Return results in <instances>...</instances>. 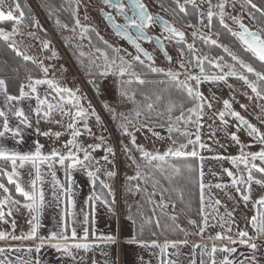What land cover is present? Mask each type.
I'll list each match as a JSON object with an SVG mask.
<instances>
[{
	"label": "snow or ice",
	"instance_id": "1",
	"mask_svg": "<svg viewBox=\"0 0 264 264\" xmlns=\"http://www.w3.org/2000/svg\"><path fill=\"white\" fill-rule=\"evenodd\" d=\"M14 2V8H10L7 12H5L0 6V22L3 21H12V27L11 31H7L4 28L0 27V39H2L5 42L11 41V43H8V47H10L13 51L16 52V54L22 55V53L17 49L15 41L13 40V37L18 34V25L25 19V13L21 10V7L19 3ZM248 3H251V0H247ZM103 3L111 8H114L118 15L124 17L125 23L123 25L117 24L115 22V19L110 14H104V18L108 23L111 25L113 30L115 31V34L122 39H125L128 41L129 44H131L135 50L137 55L132 57V61H126L123 57H120L118 54L114 55L111 59L107 55L106 52L101 50L100 48H96V52L100 54L101 57L104 58V64H105V70L101 73V75H108L110 73H115L120 78H123L125 76L128 77H135V80L143 84L144 80L140 78L139 75H137L132 69H133V61L139 62L140 64H144V60L141 59V56H143L144 59L152 62L153 57L152 55L147 52L144 48L140 46L137 41L143 40L145 42L152 43L154 42L156 46L160 49L161 52L164 53L165 57L171 62V57L168 56L167 52L165 51L164 44L162 42L161 37H151L149 36L145 29L153 26L154 24H159L162 28V36L163 39L173 41L176 44H180L185 39V33L183 31L178 30L175 28L172 24H170L167 20H164L162 17L158 15H152L149 13L146 5L141 2V0H128V11H131L132 15H127V12L125 11V4L121 2V0H103ZM195 3V0H185L184 4L179 3V0H177V7L179 8V11L181 13L186 11L185 4ZM206 3L208 4L207 9V27H212V21L213 17L218 15L220 19V24L223 27H227V25L224 22V15H225V0H219V2L216 5L212 4V0H206ZM0 5H2V0H0ZM161 7L163 8V4H161ZM214 7L219 9V12H214ZM252 7L255 8L256 5L252 4ZM168 9H165L167 11ZM259 10V9H257ZM19 12V16H16L15 13ZM201 19L199 21L200 24H203V16L204 13H201ZM73 16L75 18V12H73ZM233 23L238 25L240 31L238 32H232V35L235 36L240 44L244 47V50L246 52H249L252 54V57H254L256 60L261 62V66L264 67V37H262L259 33L251 31L248 27H246L238 18L233 17ZM254 19V18H253ZM55 23L60 26L61 22L59 19L55 21ZM75 26L81 27L80 21L78 18H75ZM62 27L67 28L68 25L64 24ZM188 27H193V25L189 24ZM135 33V37L130 34V31ZM88 29L84 28L81 36L83 37V33L87 32ZM264 31V30H262ZM167 35H163V34ZM196 33H193V38H196ZM200 39L208 40L211 44H217L216 40H211L210 38H206L201 36ZM105 43H107L105 41ZM219 47H223V50L225 53H228V55L231 56L232 61L234 64H221L219 61H223L224 57H216L214 61H209L211 64V67L213 69H216L217 71L208 73L205 71L204 68V62L207 59V57L201 58L194 54V48L193 45L189 44L187 45L188 52L191 54V60H189V64L191 65L193 61L195 62V66L199 68V74L198 75H192V74H186L185 80H180L179 72L174 71H167L164 72L163 69L153 67L149 65V69L151 73L154 74H163L167 77L171 78L172 80H175L179 85L180 88L178 89L179 92L183 93L186 92L189 97H192V106L188 107L186 110H182L180 112L179 116L172 117L171 113L174 107V101L171 97H169V104L167 111L169 113V125H168V131L169 133L173 131H180L179 128L173 126V119L177 123H182L187 126H193L195 128L194 132H189L187 130L182 131L181 135L187 137L186 143H180L179 147L172 148L169 147L166 151H164L162 154L159 152H150L145 150L141 145L136 143V137L135 135L129 131V126L136 129V131L140 130V127H143L144 125H141L140 127L137 126V123H135L133 120L128 119L127 117H124L123 114H120L122 117V122L120 124V127L122 129V132L126 136H130V143L132 144V147L140 153V159L144 162V166H151L153 169H155L156 172H159L161 174H164L168 170H173L177 176L181 175V169L176 166L174 163H172L173 159H182L184 161H188L189 158H198L201 162L199 164V168L194 169L193 166L189 163H185L184 167L187 169L189 173V179L193 177V175L196 176L198 180V186H199V192H200V211L199 215L201 216V227H200V233H203L205 227L208 225V216L205 214L206 207L210 206L206 204V188H211L213 185H206L204 182V171H203V160L205 157L200 156L199 152L197 151V148L199 149H206L208 146L202 142L201 140V134L200 129L203 127L201 120L203 119V112L205 105L210 109L212 107L211 103L207 101V99L202 95V93L199 91V86L202 82H209V83H215V82H227L228 77H232L238 80H241L244 82V84L251 89V92L259 99L264 100V91H261L257 86V81H264V71H257L256 68L253 67L251 63L245 62V60L241 59L237 55L231 53L228 49V47L223 45H217ZM43 48L48 49L49 48V42L44 41L43 42ZM114 53H118V50L114 49ZM83 55V53H81ZM181 58L184 56L183 49L180 50ZM53 56H55V52H53ZM23 59L25 61L33 60L32 57L23 55ZM35 63V61L33 60ZM236 65L239 66V69L243 70L237 71ZM45 74L47 73V69L43 68V65H39ZM181 68H184L185 65L183 63L180 64ZM224 69H227L225 72ZM244 73H249L252 76L256 77V80H250L247 75ZM190 81H195V84L189 83ZM122 83L131 84L132 79H128L126 81L122 80ZM39 85H47L49 89H51L53 92L56 93V95L59 97V100L57 103L53 104L51 103L47 98H40V96L37 94V86ZM30 92L35 95V99L37 101L36 107L34 109V114L37 118L36 123L38 124L40 122L41 118H44L46 121H48L49 117L53 113V111H59L62 116H70L71 120L67 124V128L71 130V139H69L65 147H67L69 150L68 152L61 153L53 149L49 154L45 155L42 153V145L39 143L36 144L35 151L29 152V153H23L16 151H9L8 149L4 147H0V161H4L5 165L10 164V170L5 165H0V176L6 177L7 179V185H14L15 186V197L11 194V191L9 187L3 183L0 182V224H10L13 232L15 231L17 227V222L15 219H12L11 221L8 219V217H12L15 212H21V210H26L30 219L27 221L30 225V231L26 234L22 235H14L12 233H9L7 231H0V241H6V240H36L39 239L40 243L35 245V251L39 252L40 248L44 246V237H38L37 232L38 229L41 227V215L42 210L45 205V195L42 187L39 185L42 183V173H41V166L47 164L48 171L51 173L52 176V182L54 188H59L60 192L62 194L67 195V205L69 208L73 207V201L71 197L72 187H71V170H74L77 168V166L84 168L87 171V175L90 178V180L93 183V187H95V181L97 179L96 173L99 172V168H96L95 170H91L90 163L92 161V157L90 155V152L88 149L90 148L92 151L99 150L102 145H88L87 148H84L82 145H80L77 142V137L82 135L81 131L77 128V123L80 121H83V127L86 131L90 132L91 130L88 128L87 124V117L89 115L88 111L80 106L79 100L80 98L76 96L75 92H73L71 89L68 88H61L59 87L53 80L48 79H36L30 82L28 85ZM231 87V85H229ZM78 91V90H77ZM0 92H3L6 96V100L8 102L12 101H19L26 96L29 95L28 92L25 91V85L21 84L20 86V95L19 96H12L7 94L6 89V81L4 79H0ZM121 96L131 99V97H128L127 92L121 91ZM162 97L159 95L156 96V100H161ZM251 99V97H249ZM145 100H149V97L145 96ZM135 103V101H133ZM65 104L72 105L76 111L73 114L71 111H66L64 108ZM46 106V107H45ZM241 107H245L244 105H241ZM89 108H91V105L89 104ZM105 108H108V105H105ZM145 108L147 109L148 113L150 114L154 108V105L152 102H148L145 105ZM223 109L222 111L218 112V118L222 125L227 127V121L225 120V116L229 115L231 118H233L235 121H237L236 128L237 132L243 127L245 130H247L248 135L252 137L254 141L259 143L262 147L261 150L258 152H246L245 148H250L252 145H243L241 144L240 138L237 135V132L232 133H226L230 140L233 141L235 144L240 145V153L238 156H231V157H222V156H216L213 157L214 159H228L230 162L237 167L239 175L234 174L232 171H229L228 169H224V171L227 173L228 177L231 178V186L236 189V192L238 196L240 197V200L244 202L245 205H247L251 200V192H252V185H258L261 188H264V132H261L257 127H255L253 124H251L248 120H246L244 117H242L239 113L232 110V106L229 103L228 100L223 101ZM112 111L113 119L116 118V113L114 110ZM264 111V109H262ZM14 115L18 118L19 124L23 125L25 128H31L32 124L29 121V118L25 115L23 110L17 108L14 111ZM91 115H96L95 110L93 109L91 111ZM142 115V112L140 110L136 111V118L138 119ZM0 117L3 118V125L2 130H0V137H5L6 134L10 133L12 138L21 137V129L19 126L16 128H12L9 125L8 115L4 111H0ZM97 123H99V116H96ZM55 123H61V121H54ZM37 132L40 135H51L49 132H40L39 129H37ZM56 137L59 138L61 135L60 133H55ZM154 135L159 136L158 133H154ZM194 137V138H192ZM103 140V137L100 138ZM21 139H17L16 143H21ZM175 144L176 141H173ZM188 145H192L191 151H185L187 149ZM208 150L211 151L210 148ZM83 151L84 156L83 159H79L77 156V153ZM104 151L106 155L103 157V159L107 163H112L111 160H109L108 154H112L113 150L110 147H105ZM127 152L128 149H125ZM130 160H132L133 164L136 165V176L130 177V180L136 179H143L145 183L149 179L153 181V187L155 188L156 185L159 184V180L155 178V175L152 172H148L147 175L142 174L140 171L141 164H138L136 160L133 157H129ZM256 161H259V165L256 163ZM88 162V163H86ZM98 163V162H97ZM31 165L33 169H35V178L30 182L29 189H26L20 182H19V172L18 169L24 168L25 165ZM56 164H59L61 167L65 168L68 184L67 187L64 185H61L60 182L56 179V173L53 170L54 166ZM243 165V169L240 168V166ZM255 173H259V176L254 175ZM246 173V176H245ZM108 177H114L115 172L113 171H107L105 173ZM243 186V187H242ZM214 187L218 189H222L226 187L222 184H215ZM100 188L108 189L107 195L111 196L112 191L108 184L101 182ZM137 192L141 191L139 184L136 186L135 189ZM54 196H56V193H53ZM152 195H155V192L152 193ZM162 195V201H161V207H166V205L163 204V194ZM22 198V199H20ZM59 199V197H56ZM91 200H100L101 202L107 203V201L103 198L102 194L93 193V195L90 197ZM209 200H211V197H208ZM151 202V201H150ZM114 203V200H113ZM221 204L220 200H215L214 205L219 206ZM253 208L257 210V214L253 215L250 219V223L252 228L257 232L258 236L264 237V195L260 196V198L256 199L253 202ZM72 213L69 211L67 213H62L60 217V222L57 224V228L59 231H53L50 233V235L47 237V240L49 241V246L56 249L59 252H62L68 256H72V250H80L83 249L85 252L89 250L92 245L87 242L88 240V230H84V236L82 240L84 242H72L69 243V240L77 241V233L76 229L72 228L71 238L66 234L67 228L69 227L68 221L66 220V216H71ZM217 215H219L217 213ZM233 213L230 211L225 212L223 216H219V223L220 227L225 229V232L220 233L218 232L214 239L216 240H222V241H228L230 244H236L239 242L241 245H244L248 248H251L255 250L257 248V245L255 243L250 242L253 237L249 236V233L247 231L241 230L236 233V237L229 235L228 233H231V224L234 223L232 220ZM174 219V217H173ZM213 219H216V216H213ZM88 217L85 216L84 222L87 223ZM190 224H196L197 222L195 220H189ZM159 226V225H158ZM237 237L239 238L237 241ZM107 240H112V237L104 238ZM52 241H55V243H51ZM143 246H149V245H143ZM176 245L173 244H165L162 247L160 245H157L153 243L151 247H161L162 253L165 249L168 247H175ZM28 252H31L33 250L32 247H28L26 249ZM20 252L21 249L19 247L12 248L9 247L7 249L0 247V256H3V259H0V264H14V262L7 256V252ZM219 251L221 253H226L223 257V259L220 261V264H233V261L229 259L232 253L236 251L234 247H230L229 244H224L221 246L213 245L211 248V252L209 253L210 256H212V262L211 264H217L214 254ZM15 264H31L30 261H25L22 259L17 258L15 261ZM37 264L39 262L37 261ZM161 264H164L162 261ZM243 264V262H241Z\"/></svg>",
	"mask_w": 264,
	"mask_h": 264
},
{
	"label": "rangeland",
	"instance_id": "2",
	"mask_svg": "<svg viewBox=\"0 0 264 264\" xmlns=\"http://www.w3.org/2000/svg\"><path fill=\"white\" fill-rule=\"evenodd\" d=\"M218 2L219 0H214L212 4H217ZM195 3L199 6L200 9L205 10L203 16L204 22L203 24L199 23L201 15L198 19H196V17L192 18L194 21H196V23L194 21H191V25H193V27L184 28V42L187 45H193L194 54L196 56L204 58L207 57V55L202 54L201 51H199V48L195 43L196 39L193 38V33L195 32L197 34L196 38H200L201 36H208V33L211 32L207 27V3L206 0H195ZM238 3H241V1L225 0L224 22L227 25V28L231 32L236 31V27L231 22V18L240 17L242 21L250 27V29L259 32L260 35L264 37V32L260 29L258 25L259 22L256 21L257 19L250 15V13H247L245 10H243L238 5ZM0 6H2L4 10V0H2V5ZM214 12L218 13L219 9H216ZM174 16L176 17V15ZM215 17L219 19L218 15H216ZM178 21L180 20L178 19ZM211 36H213L214 39L216 38V36L213 34ZM18 57L20 59V56ZM189 60H191V56L187 60L185 71H179L178 64H180V61H178V59H175L173 61L174 64H162L159 68L163 69L164 71L166 70V72L169 70L179 72L182 76V79L185 80L186 74H199V68L195 66V62L193 61V63L190 65ZM20 61L22 62V66L24 67L22 68L21 64L19 63L21 75H29L27 67L24 65L22 59H20ZM53 74L54 73H51L50 77H53ZM55 75L56 74H54V76ZM57 75L59 76L61 74L57 73ZM251 80L255 81L256 78H253ZM189 83L195 84V81H190ZM229 85H231V87H229ZM80 86L83 89L87 88L83 86L82 82L80 83ZM257 86L261 91H264L262 90V86L259 84V81H257ZM87 90L94 100L92 101V103L94 108L98 112L100 120L99 123H97L96 116L92 115V117L95 118L90 119L91 121L89 122L94 123L96 126L98 125L97 127H95L98 133L93 131L91 128L90 132L85 130L86 134L89 137V140L88 143L84 144L83 146L87 148L88 145H96L104 141L103 143H100L102 147L99 150L92 151L90 148L88 149V151H92L94 155L98 157L99 160H101L106 155L104 151L105 146L103 144L109 143L111 145L114 155L108 154V156L111 158L112 163H105H107L106 165L110 168L109 171L115 172L114 177H109L110 181L113 182V184H111L112 191H114L116 195L118 193L120 194L119 200H117V202L121 205V208L123 207L124 209H126L125 204L127 195L131 194L133 198L132 203L129 205L133 206V208L126 220L136 223L137 219L139 218L140 224L141 222H143L147 225L148 228L151 227V223L155 222L157 230L150 231V233L156 236L178 235L179 231L175 226V221L184 227L183 229L187 232L186 234L190 235V233L192 234L193 232H195L194 224L189 223V220L195 219L182 209L181 201L179 199L176 200L171 195H169L171 186H169L168 182L171 180L179 181V178L185 179L182 174L185 169V163L178 162L179 158L172 160V163H174L181 169V175L179 176H177L173 170H168L164 174H161L159 172H156L155 169H153L151 166H144V162L140 159V153L137 152L130 143L131 137L124 135L122 132V129L120 127L122 117L120 114H123L124 117L133 120L135 123H137L138 127L144 125L143 127H140L139 131H136V129L129 126V131L135 135L137 144L141 145L145 150L153 153L159 152L162 154L169 147L177 148L179 147L180 143H186L187 137L181 135V132L185 130L194 132L195 128L193 126H187L186 128L185 125H183L182 123H177L173 119V126L179 128L180 131H173L169 133V113L167 111L169 102L167 103V105L165 104L167 107H164L162 99L156 100V96L159 94H157L156 92L152 94V91H149L147 87L145 89L139 88L138 100L125 98L121 96L120 92H118L117 97L125 101V103L129 104L130 108H128V110H124L123 113L119 114L116 113L117 110H114L116 113L115 119H113L112 111H110V109L113 110L111 108L110 101H113L112 97L115 95V90L113 91L111 87H103V92H99V94L96 93L94 95L90 91V89L87 88ZM111 90L112 92H110ZM199 91L212 105L210 109L205 105L203 119L201 120L203 127L200 129L201 140L208 146V148L211 149V151L208 150V148H197L199 155L205 157V159L203 160V171L205 173L204 182L206 185H213V187H211L210 189H205L206 204L210 206L206 207L205 209V214L208 216V225L205 227L203 234L205 236H215L218 232H225V229L220 227L219 216H223L227 210L233 213L232 220L234 221V223H232L230 226L239 227V229L235 230V232L228 233L229 235L236 236V233L238 231L244 230L249 233V236H258L257 232L251 226L250 219L253 215L257 214V210L253 208V202L256 199L260 198V196L264 195V188L253 184L251 200L247 205H245L244 202L240 200L236 189L231 186V178L228 177L227 173L224 171V169H228L234 174L239 175L240 173L238 172L237 167H235L228 159L218 160L214 159L213 157L238 156L240 153V145H237L233 141H231L229 136L226 134L237 132V121H235L229 115H226L225 120L227 121V127L225 128V126L221 124L217 115L219 111L224 110L223 101L228 100L232 106V110L239 113L242 117H244L251 124L257 127L261 132H264V111H262V109H264V100H259L251 92V89H249L244 84L243 81L232 77H228L227 82H202L199 86ZM127 94L129 97L130 93L128 92ZM145 96L150 97L149 100L146 101ZM249 97H251V99H249ZM52 98L53 100L51 99V102L53 104L57 103V101L59 100V97L56 95V93H54V96H52ZM80 100V103L84 106V108H86V110H90L91 115L92 108H89V103L84 100V98H81ZM133 101H135V103ZM148 102H152L154 106H160L162 104L163 107H161L160 109L158 108L157 111L151 112L149 114L147 109L145 108V105ZM105 105H108L107 109L105 108ZM241 105H244L245 107H241ZM64 108L66 111H71L73 114L76 111V109L70 104H65ZM137 110H140L142 112V115L138 119L136 118ZM52 116L56 121H61V123H55V130L53 132L61 134L59 136L60 139H56L57 143L59 144L61 139L64 142L63 137H65L66 134L71 133V130L67 128V124L70 122L71 117L62 116L59 111H53ZM76 126H78V123ZM154 133H158L159 136L154 135ZM237 135L240 138L241 144L252 145V147L244 149L246 152H258L261 150L262 146L254 141L252 137L248 135L247 130H245L243 127H241V129L237 132ZM101 137H103V140L100 139ZM68 138L71 139V135L68 136ZM173 141H176V143L174 144ZM125 149H128V151L126 152ZM191 150L192 145H188L187 149H185V151ZM130 156L133 157L138 164H141L140 171L142 172V174L147 175L148 172H152L155 175V178L159 180V184L154 188L153 181L151 179H149L147 183H145L143 179H139L141 182V185H139L141 189V191H139L141 193V196L135 190L137 185L133 182L129 184V178L136 176L137 172L136 165L133 164L132 160L129 159ZM186 163H189L192 166H194L195 164L194 169L198 170L199 164L201 162L198 158H196V163ZM256 163L259 165V161H256ZM240 168L243 169V165H241ZM192 181L194 182V186H196L195 193L197 195L198 201H200V192L196 176ZM217 183L225 185L226 187L218 189L214 187V185ZM153 192H155V195H152ZM161 193L163 194V204L166 205V207H161ZM208 197H211V200H209ZM217 199L221 201V204L218 207L214 205V201ZM189 202L191 204L190 199ZM209 211H216L219 214L218 218L213 219L212 215L214 214H209ZM147 223H149V226ZM140 234H142V232Z\"/></svg>",
	"mask_w": 264,
	"mask_h": 264
},
{
	"label": "crops",
	"instance_id": "3",
	"mask_svg": "<svg viewBox=\"0 0 264 264\" xmlns=\"http://www.w3.org/2000/svg\"><path fill=\"white\" fill-rule=\"evenodd\" d=\"M0 79L6 81L8 95L19 96L21 84L25 85V91L29 93L28 96L19 101L8 102L5 94L0 92V111H4L8 115L10 127L16 128L19 126L21 129V137L14 139L11 137L10 133L6 134L5 137H0V147L23 154L34 152L36 144L39 143L43 146L41 151L45 155L49 154L53 149L66 154L69 149L65 147V144L70 139L68 136H70L71 133L66 134V136L63 137L64 142L61 139L58 144L56 139H60V137L57 138L55 133H53L56 125L54 121L56 120L52 114L48 121L41 118L40 122L38 124L36 123L37 118L34 114V109L37 104L35 99L36 94L30 92L28 85L33 80L45 78L22 77L16 79ZM46 79L53 80L50 76L46 77ZM53 81L55 82V80ZM55 83L62 88H68L72 91L75 89V87H73L74 85L69 84L68 81H59ZM54 93L55 92L49 89L47 85L37 86V94L42 99L47 98L51 102ZM17 108L23 110L25 115L29 118V121L32 124L31 128H25L23 125L19 124L18 118L14 115V111ZM90 119L92 118L87 117L88 128H91L98 133L95 128L98 125L96 126L94 123L89 122L91 121ZM2 125L3 118L0 117V130H2ZM77 128L86 133L83 128V121L78 122ZM80 128L83 129L81 130ZM37 129H39L40 132H49L51 135H40L37 132ZM17 139H21L22 142L17 144ZM77 142L82 146L84 145L78 140ZM103 145L109 147L105 143ZM89 152L92 157L90 163L91 170H95L96 168L100 169L99 172L96 173L97 179L95 181V187H93V183L84 168L77 166L76 169L71 170V197L73 201V207L71 208L67 205V195L62 194L58 187H53L52 176L48 171L47 164L41 166L42 183L39 186L42 187L44 191L45 205L42 210L41 227L38 229L37 236L45 238L44 246L40 248L39 252H37L35 251V245L40 243L39 239H9L6 241H0V247L2 248L7 249L9 247H19L21 249L20 252L11 251L6 253L14 264L17 258L30 261L31 264H37V261L39 264H161L162 261L164 264H211L212 256H210L209 253L211 252L212 246H221L224 244H229L230 247L236 249V251L229 257V259L233 261V264H241V262H243V264H264V237L261 236H251L253 239L250 242L257 245V248L253 250L241 245L239 242L236 244H230L228 241L214 239L215 236H205L203 233H200L201 223L199 229L197 224H194L195 232L192 234L190 233L189 235L184 231V227L175 221V226L179 231L178 235L156 236L150 233V231L157 230L155 222L151 223L152 225L149 228L143 222H141V225L138 217L136 223L129 222L126 219L131 213L133 206H128L126 209L123 207L121 208V205L117 202L116 194L111 188L113 182L105 175L110 168L106 165L107 163H105L106 161L103 158L99 160L92 151ZM77 156L79 159H83L84 152H78ZM0 165H5V162L0 161ZM5 166L10 170V164ZM53 170L55 171L56 179L60 184L67 187L68 179L65 168L56 164ZM18 172L19 182L26 189H29L30 182L35 178V169L29 164L25 165L24 168L18 169ZM0 182L7 185L6 177L0 176ZM101 182L109 185L112 191L111 196L107 195L108 189L102 190L100 188ZM7 186L9 187L11 194L15 197V186ZM54 192L56 193V196L53 195ZM94 192L102 194L107 203L101 202L100 200H91L90 197ZM129 195L132 197L131 194ZM56 197H59V199ZM69 211L72 215L66 216V220L69 224L66 234L71 238L73 227L76 229L77 233V241H72L70 239L69 243L84 242L82 238L84 236V230L87 229V242L92 245L87 252L83 249H73L72 256H68L50 247L49 241L47 240V237L51 232L59 231L57 224L60 222L61 214ZM209 214H214L212 216H216V219L218 218L216 211H209ZM85 216L88 217L87 223L84 222ZM8 219L10 221L12 219L16 220L17 227L15 231L13 232L10 224H0V231H7L14 235H22L30 231V225L27 222L30 217L26 210L15 212L14 215L8 217ZM147 224L149 226V223ZM231 229V232H235L239 227L232 226ZM141 232L142 234H140ZM232 236L236 237L235 235ZM107 237H112L113 239H104ZM238 239L239 238L237 237V241ZM51 243H55V241H52ZM153 243L160 245L161 247L166 243H174L176 246L168 247L162 253L161 247H151ZM143 245L149 246L146 247ZM28 247H32L33 250L28 252L26 250ZM225 255L227 254L219 251L214 254L217 264H220V261ZM0 259H3V256H0Z\"/></svg>",
	"mask_w": 264,
	"mask_h": 264
},
{
	"label": "flooded vegetation",
	"instance_id": "4",
	"mask_svg": "<svg viewBox=\"0 0 264 264\" xmlns=\"http://www.w3.org/2000/svg\"><path fill=\"white\" fill-rule=\"evenodd\" d=\"M213 1L214 0H212V2ZM121 2L125 4L127 15L131 16L132 13L131 11H128L127 7L128 0H121ZM141 2L146 5L150 14L162 17L184 33V28L188 26L182 22V16L191 15L190 17H196V19H198L200 18V14L205 11L200 9L196 3H189L185 4L186 11L181 13L177 7V0H141ZM15 3H19L21 10L25 13V19L17 26L18 34L13 37V40L15 41L17 49L22 53V55L19 56L26 67L33 64L42 74V76H40L41 78L46 79L51 73H54L56 75L54 76L53 74L52 79L55 80V82L68 81L69 84L74 85L73 87H75V89L73 92H75L77 97L80 99L84 98V100L91 105L92 110H95V116H98V112L93 106L92 101L94 100L87 88L90 89L93 95L103 92V87H111L113 91L115 90V95L121 91V88H124L125 92L131 94L132 100L137 99L138 82L135 80V77L125 76L120 78L114 72L108 75H101L105 70L104 58L95 51L96 48H100L106 52L110 59L118 54L126 61H132V57L137 55L135 48L129 44L127 40L117 36L111 25L104 18L105 13L110 14L114 17L117 24L123 25L125 23L124 17L118 15L114 8L105 5L103 0H15ZM179 3L184 4L185 0H179ZM161 4H163V8L161 7ZM213 4L216 5V3ZM14 6L13 0H4L5 12L10 8H14ZM206 8L208 9V4H206ZM165 9L168 10L165 11ZM216 9L217 8L214 7L213 10L215 11ZM73 12H75V18L79 19L81 27L75 26ZM15 15L19 16V12H16ZM174 15H176L181 22L178 21ZM236 18L239 19L240 17ZM57 19L61 22L60 26L55 23ZM215 19L220 24V19L217 17H215ZM239 20L244 25H247L241 18ZM231 22L233 23L232 18ZM12 24V21H5V30L11 31ZM64 24H67L68 27H62ZM233 25L236 27L234 23ZM84 28H87L88 31L84 32L82 37L81 33ZM223 28L228 30L232 35V32L227 27ZM210 29L211 28H209V31H211ZM129 31L130 34L135 37V33L131 30ZM145 31L151 37H161L165 51L168 56L171 57V62H169L164 53L160 51L154 42L149 43L143 40L137 41V43H139L140 46L153 57V61L150 62L141 56V59L144 60L143 65L139 62L133 61L132 70L137 75H139V71H147L151 73L148 67L149 65L159 68L162 64H174L173 61L175 59H178L180 64L183 63L185 67L187 66L186 63L191 54L188 52L187 44L184 41L180 44H176L174 39L173 41L163 39V30L159 24H154L145 29ZM237 31L238 29L236 27V31L234 32ZM209 33L206 37L211 40H216V38L214 39V37L211 36L212 34H215L212 33V31ZM163 35L167 34L165 33ZM233 37L235 38V36ZM195 39L199 51H201L202 54H205L201 50L200 44L197 42L198 40L205 39H200L199 37ZM235 40L237 41L236 38ZM44 41L49 42L48 49L43 48ZM105 41L107 43H105ZM6 43L8 52L17 55L15 51L8 47V43H11V41ZM237 43L239 44L238 41ZM114 49L118 50V53H114ZM181 49L184 51L183 58H181L180 55ZM229 51L232 53L231 48ZM53 52H55V56H53ZM81 53H83V55H81ZM23 55L32 57L35 63L33 60L25 61ZM40 64L43 65V68L47 69L46 74L39 66ZM180 64H178L179 71H185V67L181 68ZM224 71L226 72L227 69H224ZM164 72H166V70ZM57 73L61 75L58 76ZM151 74H153V76L155 75L154 73ZM244 74L249 77V73ZM128 79H132L131 84L121 82L122 80L126 81ZM179 79L183 80L181 75L179 76ZM81 82L84 87H87L86 89L81 88ZM110 92H112V90ZM80 102L81 100H79V103ZM110 102H112V100ZM80 106L84 108L81 103ZM88 111V118H93L92 115H90V110Z\"/></svg>",
	"mask_w": 264,
	"mask_h": 264
},
{
	"label": "trees",
	"instance_id": "5",
	"mask_svg": "<svg viewBox=\"0 0 264 264\" xmlns=\"http://www.w3.org/2000/svg\"><path fill=\"white\" fill-rule=\"evenodd\" d=\"M241 3H238V5L245 10L247 13H250L253 17H255L259 23V27L261 30H264V0H251V3H248L247 0H240ZM252 4H255L256 7L253 8ZM259 9V10H257ZM191 16V15H190ZM189 15L182 16L184 24L188 25L191 24V21H194L192 17ZM196 23V21H194ZM194 23V24H195ZM0 27L5 29V21L0 22ZM212 33L216 35V41L217 44H211L208 41L205 40H198L197 42L201 46V50L207 55V59L204 62V68L205 71L208 73L217 71L216 69H213L211 67V64L209 61H214L216 57L223 56L224 60L219 61V63L224 64H234V62L231 59V56L228 55V53H225L223 50V47H219L217 45H223L228 47V49H232V53L240 57L241 59L245 60L247 63H251L254 68H256L257 71H264V67L261 66V62L256 60L254 57H252L251 53L246 52L235 40V38L230 34L228 30L221 27V25L217 22L215 17H213L212 21V27L210 29ZM264 32V31H263ZM21 59V58H20ZM18 55H14L13 53L10 54L8 52L7 43L0 39V78H24V77H40L41 73L40 71L33 65L30 64L29 67H27L28 74L30 75H21V70L19 63L22 66V62L20 61ZM23 61V60H22ZM237 71H243L239 69V66L236 65ZM22 68H24L22 66ZM139 76L142 80H144L143 84L138 83V90L139 88H148L149 91H152L153 93L159 94L160 97H162V103H164V107L169 102V97L172 98L174 101V107L172 110L171 115L173 117L179 116L180 112L182 110H186L188 107L192 106V97H189L186 92H179L178 89L180 88V85L171 78L166 77L163 74H153L147 72V71H139ZM256 78L255 76H252L249 74V79ZM259 84L262 86V90H264V81H259ZM121 91H125L124 88H121ZM120 91V92H121ZM128 93V92H127ZM131 94H129V97ZM138 92H137V100H138ZM150 98V97H149ZM132 99V97H131ZM166 104V105H165ZM163 107L161 104L160 106H154L152 112H155ZM167 107V106H166ZM107 144L110 148L111 145L109 143ZM178 162L186 163L191 162L192 164L196 163V158H189L188 161H184L182 159H179ZM195 166V164H194ZM193 166V168H195ZM183 176L185 179L179 178V181L171 180L168 182L169 186H171V189L169 191V195H171L176 200L179 199L181 201V207L183 210H185L188 214L191 215L192 218L196 220L197 227L199 229L200 223H201V216L199 215V201L196 195V186H194V182L192 181L195 178V175L191 179H189V173L187 169L185 168L183 171ZM254 175L259 176V173H255ZM186 176V177H185ZM182 177V176H180ZM129 184L132 182L136 185H141L140 180H130ZM140 187V186H139ZM142 187V186H141ZM141 196V193L138 192ZM189 199L191 201V204L189 202ZM180 203V202H179Z\"/></svg>",
	"mask_w": 264,
	"mask_h": 264
},
{
	"label": "built area",
	"instance_id": "6",
	"mask_svg": "<svg viewBox=\"0 0 264 264\" xmlns=\"http://www.w3.org/2000/svg\"><path fill=\"white\" fill-rule=\"evenodd\" d=\"M112 98H113V101L111 102V108L113 110H115V111L117 110L116 113H118V114L119 113H123L124 110H128V108H130V105L127 104V103H125V101L119 99L117 97V95H114ZM81 133H82V135H80L76 139L79 142L83 143V144H87L88 143V140H89L88 135L86 133H84V132H81ZM109 160H111V158H109ZM117 161H118V159H117ZM115 196H116L117 200H119L120 194L118 193ZM132 201H133L132 197L130 195H127L126 196V204H125L126 207L125 208H127L132 203Z\"/></svg>",
	"mask_w": 264,
	"mask_h": 264
},
{
	"label": "water",
	"instance_id": "7",
	"mask_svg": "<svg viewBox=\"0 0 264 264\" xmlns=\"http://www.w3.org/2000/svg\"><path fill=\"white\" fill-rule=\"evenodd\" d=\"M240 19V18H239ZM236 25V24H235ZM246 27H248L247 25H245ZM236 27H237V29H238V31H240V29H239V27H238V25H236ZM249 29H250V27H248ZM251 31H253V32H257V31H255V30H252V29H250ZM237 31V32H238ZM257 33H259V32H257ZM260 34V33H259ZM236 38V37H235ZM237 39V38H236ZM237 41L239 42V40L237 39ZM239 44H240V42H239ZM241 45V44H240ZM242 46V45H241ZM243 47V46H242ZM244 48V47H243ZM252 55V54H251Z\"/></svg>",
	"mask_w": 264,
	"mask_h": 264
}]
</instances>
